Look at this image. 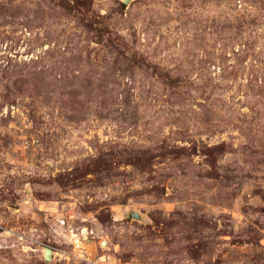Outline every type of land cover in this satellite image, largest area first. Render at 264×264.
I'll return each mask as SVG.
<instances>
[{
	"label": "rangeland",
	"instance_id": "rangeland-1",
	"mask_svg": "<svg viewBox=\"0 0 264 264\" xmlns=\"http://www.w3.org/2000/svg\"><path fill=\"white\" fill-rule=\"evenodd\" d=\"M0 264H264V0H0Z\"/></svg>",
	"mask_w": 264,
	"mask_h": 264
},
{
	"label": "water",
	"instance_id": "water-1",
	"mask_svg": "<svg viewBox=\"0 0 264 264\" xmlns=\"http://www.w3.org/2000/svg\"><path fill=\"white\" fill-rule=\"evenodd\" d=\"M46 251H47L46 257L49 258L52 250L50 248H47Z\"/></svg>",
	"mask_w": 264,
	"mask_h": 264
}]
</instances>
